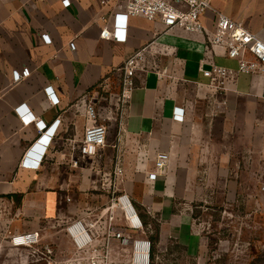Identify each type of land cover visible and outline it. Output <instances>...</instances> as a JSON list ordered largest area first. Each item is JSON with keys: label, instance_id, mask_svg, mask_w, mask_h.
<instances>
[{"label": "crops", "instance_id": "obj_1", "mask_svg": "<svg viewBox=\"0 0 264 264\" xmlns=\"http://www.w3.org/2000/svg\"><path fill=\"white\" fill-rule=\"evenodd\" d=\"M114 1L104 6L101 0H71L65 7L62 0H0V254L21 249L10 243L16 233L38 231L42 239L45 221L65 232L81 217L85 193L95 190L102 163L114 173L116 191L129 189L134 204L167 221L161 238L184 240L191 223L173 214L172 207L199 175L223 182L225 174L238 173L240 143L245 144L246 173L251 172L256 136L264 137V72L240 73L226 89L214 88L201 66L237 70L236 60L216 53L207 34L166 32L162 24L141 17L129 20L126 42L105 39ZM219 13L264 41V0H212L202 17L208 34L215 32ZM140 51L150 68L138 71L137 88L121 111L118 70ZM24 69L30 76L16 83L14 72ZM107 78L112 112L105 118L115 132L101 155L75 167L74 149L89 125L88 106L98 102ZM48 88L59 104L51 102ZM23 105L47 124L45 131L61 120L38 170L22 167L41 137L36 125L22 123L17 109ZM176 109L184 112L183 121L174 119ZM160 154L168 156L166 167L150 181ZM117 168L123 170L119 177ZM227 184L231 192L238 188L233 180Z\"/></svg>", "mask_w": 264, "mask_h": 264}, {"label": "built area", "instance_id": "obj_2", "mask_svg": "<svg viewBox=\"0 0 264 264\" xmlns=\"http://www.w3.org/2000/svg\"><path fill=\"white\" fill-rule=\"evenodd\" d=\"M114 0H101L102 5L109 6ZM65 7L71 5V0H62ZM212 9V0H115L112 8L111 26L102 32V37L113 42L123 43L127 41L129 20L141 17L151 22H158L165 27L166 32L173 29H183L188 33L207 34L208 40L216 53L223 51L224 55L236 60L239 64L237 70L211 65L210 69L201 66L204 76L210 79L212 87L226 89V85L233 81L238 74H255L264 72V41L256 34L248 30L242 23L232 20L228 16L219 13L216 30L213 34H208L205 29L202 17L207 11ZM44 41L50 43L49 36L44 35ZM74 55H77L74 42L69 44ZM146 64V65H145ZM145 61L144 51L136 53L118 71L121 73L120 90L116 98L121 111H124L132 94L137 88L138 71L148 70ZM29 69L15 71L13 74L16 83L29 77ZM104 93L110 87V79H105L102 84ZM106 93H109L107 90ZM47 95L55 105L59 104V99L52 88L47 89ZM109 97L99 94L97 101L108 102ZM98 102L91 100L88 106L89 125L84 131V136L80 144L74 149L77 155L73 158L72 164L78 167L83 159L87 157H97L101 155L109 141V126L102 123V114L98 108ZM17 113L25 126L36 125L41 137L32 145L26 154L22 167L38 170L43 164L48 148L61 125L58 119L48 130L47 124L35 119L29 109L23 105L17 109ZM174 119L183 121L184 112L176 109ZM54 129L49 132L51 128ZM45 131V134L43 132ZM48 134V135H47ZM168 156L160 154L156 162V169L149 174L150 181H155L160 170H164ZM123 170L116 169V176L122 175ZM111 211L112 216L103 220V239L100 243L98 260L93 264H151L152 262V241L149 238H137L132 240V235L145 233V222L139 214L132 198L128 194H122L114 198L108 206L106 212ZM100 217L97 222H93L89 217H80L65 226V234L72 242L77 251L88 250L95 245V238L99 233L97 227L102 221ZM117 220V221H116ZM119 222L120 224H116ZM100 228V227H98ZM127 233V234H126ZM41 235L38 231L16 233L10 238V243L15 248L32 249L41 243ZM115 243H128L131 245V254L127 260H120L112 257V246Z\"/></svg>", "mask_w": 264, "mask_h": 264}, {"label": "rangeland", "instance_id": "obj_3", "mask_svg": "<svg viewBox=\"0 0 264 264\" xmlns=\"http://www.w3.org/2000/svg\"><path fill=\"white\" fill-rule=\"evenodd\" d=\"M104 94V93H102ZM106 96L110 94L105 93ZM109 102L98 108L102 120L112 112ZM109 126L110 120H103ZM110 134L115 132L111 127ZM112 132V133H111ZM110 139V136H109ZM264 137L256 136V152L251 159V172L247 171L243 156L245 144H239L238 173L224 175L223 182L210 180L209 175H199L193 188L185 191L173 205V214L187 217L191 223L186 239L164 235L161 229L167 221L160 214L149 215L145 209L136 206L145 222V233L130 235L132 240L143 237L152 241L151 264H264ZM108 145H110L108 141ZM101 166V165H100ZM96 179L95 190L86 191V204L80 207L81 217L97 222L100 217L95 245L88 250L77 251L56 222L42 223V240L32 249L11 250L0 254V264H93L98 260L97 252L103 239L102 222L112 216L106 212L110 202L129 189L116 191L115 175L105 171ZM110 172H113L112 170ZM235 181L236 189H227V181ZM184 192V194H185ZM131 195V194H130ZM133 196V195H131ZM66 213V212H65ZM117 221V220H116ZM116 224H120L117 222ZM127 234V233H126ZM158 240L155 241L154 238ZM13 249V248H12ZM131 245L115 243L112 257L124 261L130 257Z\"/></svg>", "mask_w": 264, "mask_h": 264}, {"label": "clouds", "instance_id": "obj_4", "mask_svg": "<svg viewBox=\"0 0 264 264\" xmlns=\"http://www.w3.org/2000/svg\"><path fill=\"white\" fill-rule=\"evenodd\" d=\"M54 129V127L53 128H51L50 130H49V132H52V130ZM48 135V134H47Z\"/></svg>", "mask_w": 264, "mask_h": 264}, {"label": "trees", "instance_id": "obj_5", "mask_svg": "<svg viewBox=\"0 0 264 264\" xmlns=\"http://www.w3.org/2000/svg\"><path fill=\"white\" fill-rule=\"evenodd\" d=\"M154 240L157 241L158 240V237L157 238H154Z\"/></svg>", "mask_w": 264, "mask_h": 264}]
</instances>
